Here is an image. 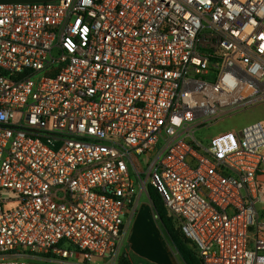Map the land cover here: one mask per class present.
<instances>
[{"label": "built area", "instance_id": "2783aa9c", "mask_svg": "<svg viewBox=\"0 0 264 264\" xmlns=\"http://www.w3.org/2000/svg\"><path fill=\"white\" fill-rule=\"evenodd\" d=\"M259 105L264 0L0 2V264L118 252L148 180L202 264H264L263 123L197 138Z\"/></svg>", "mask_w": 264, "mask_h": 264}, {"label": "rangeland", "instance_id": "374dc122", "mask_svg": "<svg viewBox=\"0 0 264 264\" xmlns=\"http://www.w3.org/2000/svg\"><path fill=\"white\" fill-rule=\"evenodd\" d=\"M15 2H26V1L24 0L13 1V3ZM256 122H262L264 125V105L254 106L249 109L235 113L233 115L227 116L223 118L222 120H220V122L217 123L216 125H213L209 127L208 129L206 128L202 130L200 133L197 134V138H199L202 142H204L203 139L205 140V142H209L211 139L215 137L221 136L229 132H238L242 130L245 126H248ZM140 160L142 161L143 166H138V168H140L142 172L141 175H142L143 181H146V178L151 176V173H150L151 171L147 166L150 163L146 165V161L143 160V157H141ZM135 177L137 179V185H136L137 190H138V193H140V190H143V187L142 185H140V182L136 174H135ZM149 183H151L150 180L147 181V185H146L147 188L144 189V192L140 196V202H139L137 214H135V216L128 222L125 241H124L123 246L120 248L118 252L112 253L102 259H95L91 264H119L120 259L124 255H128L129 257H132L133 264H140V262L143 261V259L140 258V256H138L137 254H135L131 248V244H132L131 242L133 238H136V243H138V245L142 244L140 240H144L143 235H144L145 227L144 226L142 228L138 227V225L140 226L146 225V220L140 217L141 215L146 214V213H142L143 211L150 213L151 222H153L159 229V236L162 238V240L164 241L166 245H170L173 248V251L176 253V257H178L176 259L179 260V261L177 260L176 264H185V262L182 260L179 253L173 246L165 228L163 227L159 219V216L153 206V203L151 202L149 198V193H148ZM10 195H11L10 193H6L4 197L9 198ZM11 208L12 207H9L8 209H11ZM139 214L141 215L139 216ZM148 237H150V235H148ZM164 256L165 255H163L162 260L165 259ZM26 261L28 264H67V263H62L59 261H46V260H43L42 258L31 259L30 257L27 258ZM69 263L70 264H83V261L81 259H77V260L74 259V260H70Z\"/></svg>", "mask_w": 264, "mask_h": 264}, {"label": "crops", "instance_id": "0c3cea01", "mask_svg": "<svg viewBox=\"0 0 264 264\" xmlns=\"http://www.w3.org/2000/svg\"><path fill=\"white\" fill-rule=\"evenodd\" d=\"M13 1H16V0H0V2H3V3H13ZM24 1H26V2H53L54 3V2H57L58 0H24ZM142 213H146V214L141 215ZM142 213L139 214V216L141 215L140 217H142V218H144V220H146V225H142V226L138 225V227H141V228L143 226L145 227V231H144V235H143L144 240H140L142 242V244H140V245H138V243H136V238H133L132 242H131L132 243L131 244L132 251L135 254H137L138 256H140V258L143 259V261H141L140 264H176L177 260H178V259H176V258H178V257H176V253L173 251V248L170 245H166L164 243V241L162 240V238L159 236V229L157 228V226L153 222H151L150 213L146 212V211H143ZM135 214H137V211ZM134 216L135 215L129 216L127 221H126L125 236H126V230H127L128 222ZM148 235H150V237H148ZM134 237H135V235H134ZM124 241H125V239H124ZM163 255H165L164 260H162ZM22 257H23L22 260H24L25 262H27L26 259L29 257L31 259H34V258L38 259L39 258V257L31 255V254H25ZM95 259H102V258H95ZM91 263H89V264H91ZM67 264H70V263L67 262Z\"/></svg>", "mask_w": 264, "mask_h": 264}, {"label": "trees", "instance_id": "16d2710c", "mask_svg": "<svg viewBox=\"0 0 264 264\" xmlns=\"http://www.w3.org/2000/svg\"><path fill=\"white\" fill-rule=\"evenodd\" d=\"M148 193L163 227L185 264H202L193 250L189 248V241L175 229L161 195L151 183L148 184ZM119 264H133L132 257L124 255Z\"/></svg>", "mask_w": 264, "mask_h": 264}]
</instances>
